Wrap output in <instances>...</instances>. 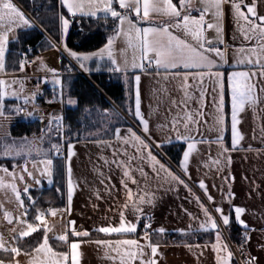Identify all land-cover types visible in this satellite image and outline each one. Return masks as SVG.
Wrapping results in <instances>:
<instances>
[{"label":"snow or ice","instance_id":"1","mask_svg":"<svg viewBox=\"0 0 264 264\" xmlns=\"http://www.w3.org/2000/svg\"><path fill=\"white\" fill-rule=\"evenodd\" d=\"M262 0H58L56 20L57 36L48 40V47L62 51L69 58V64L63 71L48 69L43 60L37 57L29 61L27 51L20 53V58L11 65L7 59L9 45L21 43L20 32L40 29L48 32L46 22L39 17L28 14L14 0H0V120H9L13 115L21 118H36L41 112L37 100L43 97L42 85H52V99L48 104L60 103L69 107H78L80 101L71 95L65 84L64 73H71L72 61L81 71L91 74L102 70L118 74L130 84L128 95L133 104L126 111L136 122V127H115L111 123L90 132L84 137L95 144L102 152L110 149L112 159L101 155L105 165H115L122 169L120 186L124 191V201L120 205L118 217L108 223L94 226L91 230L78 226L75 220L69 219L64 224V231L50 237L53 227L47 222L48 215L72 214L73 201L77 183L73 178L72 158L77 155L76 144L80 134L72 131L71 125L64 124L62 113H49L48 122L41 129L40 135L13 137L7 131L0 138V160H11V169L0 164V188L10 189L14 194L16 209L9 210L0 204V215L10 225L11 237L5 239L0 233V264H21L19 257L27 258L26 264H81L83 243L95 244L105 249V258L111 264H159L161 242L154 241L153 235L163 236L164 227L152 228V216L145 212V207H155L156 197L148 187L149 171L163 184L166 190H178L183 186L194 197L199 207L200 216L188 212L190 219L199 222L194 230L179 229L185 237L202 231L214 235L213 241L204 244L185 243L184 246L200 249L210 248L215 256V264H236L235 252L224 235V229L233 223L242 229V242L238 247L243 257V264H261L258 257L245 252V245L251 239L250 232L256 231L243 219L246 208L234 204L236 195L232 189L235 177L230 168L233 151L260 152L249 146L243 148V133L239 130L240 114L246 106L253 110L264 104V14L258 11ZM233 21L232 40H240L239 45L232 46V69L224 70L222 65L229 63V45L226 43L225 22ZM103 21L102 26L108 29L109 35L103 46L81 52L68 46L70 30L85 21ZM215 33L209 38L208 32ZM221 45L224 47L221 48ZM30 63H37L44 75L36 78L34 91L24 95L25 84L32 77L26 69ZM160 81L180 82L183 92L182 115L178 114L170 121L169 135L166 139L156 141L154 130L149 119L142 111L141 80L142 77ZM192 81V83H189ZM211 88L214 108V124L210 131L216 132L214 140L203 135L197 138L199 125L203 121L206 97ZM192 89L199 92L194 97ZM167 91V89H164ZM226 96L230 98V132L231 147L225 144L224 133L228 130L225 111ZM195 99L198 107L195 111L189 103ZM176 105V101H172ZM31 106L32 111H29ZM90 111V110H86ZM102 115L118 119L111 110H103ZM207 123L206 121H203ZM161 129L165 125H158ZM111 130V136L105 138ZM264 131V129H262ZM75 137V142L74 138ZM173 141L184 146L174 168L163 149L165 144ZM215 143L220 148L229 168V175L224 177L227 187L218 189L224 193L223 202L217 204L209 193L208 185L199 181L198 188L203 199L196 195L189 181L190 160L197 150V144ZM45 145H47L45 147ZM128 148L134 149L135 154ZM126 157L127 159H121ZM63 161L65 184L57 188L62 198H66L63 208L40 206L38 197L32 195L30 179L37 186L46 180L48 185L54 183L57 173L56 161ZM20 163H17V162ZM137 161V166H131ZM211 164L217 171H222L221 160L213 158ZM30 166V167H29ZM20 168L18 174L16 169ZM149 171H146L145 168ZM135 173L141 179H137ZM103 175V173H100ZM24 184L21 189L19 184ZM135 186V191L133 187ZM114 187V186H113ZM258 188V186H257ZM97 192V199H100ZM46 203L51 204V201ZM227 205L228 211H225ZM96 207V206H94ZM132 217V218H130ZM107 219V218H106ZM261 231H264L262 229ZM102 238L93 239V235ZM50 240L55 243H50Z\"/></svg>","mask_w":264,"mask_h":264},{"label":"crops","instance_id":"2","mask_svg":"<svg viewBox=\"0 0 264 264\" xmlns=\"http://www.w3.org/2000/svg\"><path fill=\"white\" fill-rule=\"evenodd\" d=\"M248 2L250 3L251 0H248ZM258 11L264 14V0L260 3ZM232 33L233 21L228 18L225 22L224 39L229 45V63L227 65H222V68L227 71L233 70L231 67L233 62L232 46L239 45L240 43L239 39L236 41L232 40ZM208 36L209 38H214L215 33L209 31ZM223 47L224 46L221 45V48ZM73 62L75 63V61ZM31 68H28V70ZM87 75L90 74L87 73ZM189 83H192V81H189ZM130 87L131 85L126 83L127 90ZM206 87L209 89V95L206 97L207 106L203 109L205 112L203 121L207 123L201 122L199 125V133H196V135L197 138L203 135L205 139L214 140L216 132L210 131L209 129L214 124L213 117L215 113L210 94L211 88L207 84ZM164 89H167V91ZM45 91L50 92L49 98L52 99V87L45 85ZM191 91L194 97H199V92L197 90L192 89ZM260 95L264 96V93H260ZM141 96L142 111L145 117L151 122L154 130V139L159 142L166 139L169 135H174V133L169 131L170 121L174 116L183 114L182 105H180L183 99V92L180 90V82H165L161 80L160 83H157L154 78L142 77ZM47 98L45 101H47ZM225 99V111L228 113L226 116L228 130L224 133V137L225 144L230 148V98L226 96ZM131 100L132 105L134 103L132 97ZM172 101H176L177 104L173 105ZM53 106L54 108L48 111L58 114L62 113L64 116L65 105L53 104ZM197 107L198 105L195 99L189 103V108L193 111H195ZM40 109L43 111L42 108ZM35 115L43 116L44 114H39L37 112ZM46 116H48V114H46ZM125 119L129 123L128 126L136 127V122L130 115L126 116ZM240 119L241 124L239 125V130L244 135V140L241 142L243 148L247 149L251 146L253 149H260L261 151H233L230 153L232 158L230 172L231 175L235 177L232 183V189L236 195L234 204L246 208L247 211L243 219L251 228L256 229V231L250 232L251 239L245 246V252H251L253 256L259 258L261 264H264V231H261L264 229V131H262V129H264V104H261L255 110L246 106L245 111L240 114ZM23 120L21 119V121ZM161 124L165 125L163 129L158 127V125ZM111 130L108 134H111ZM110 136L107 135L105 138H109ZM173 144H181V142L173 141L172 144H165L164 147ZM128 151L135 154L132 148H128ZM157 151L162 152V149ZM76 152L77 155L72 158L73 178L77 183L72 214L70 217L68 215H62L61 213H58L56 216H47L48 224L52 227L54 226L53 228L57 229L58 234L64 231V224L69 219L75 220L78 226H82L84 229L88 230H91L94 226L108 223L113 218L118 217L120 205L124 201V191L120 186L122 169L117 168L115 165H105L104 162L99 159V157L103 155L111 160V150L105 149L102 152L95 144L82 140L76 144ZM219 153L220 148L215 143L197 144V150L190 160L191 180L189 181L193 192L196 195H200L203 199V193L198 188L199 181L203 180L208 185L209 193L214 197L217 204L222 203L224 197V193L218 191V189L227 187V182L224 180V177L229 175V168L225 158L224 156H220ZM120 158L127 159L126 157ZM166 158L168 157L166 156ZM213 158H219L221 160L222 171H217L216 165L211 164ZM170 162L172 163L171 160ZM17 163L20 162L18 161ZM172 165L174 168L176 167L174 163H172ZM131 166L135 168L137 166V161H132ZM145 170L149 171L147 167ZM100 173H103V175H100ZM135 175L137 179H141L138 173H135ZM149 177L147 184L149 189L155 194L156 204L155 207L146 206L145 212L150 214L153 218V229L164 227L167 230L163 236L153 235L154 241L159 240L161 242L159 251L162 253V257L158 258L159 264H215V256L210 248H205L201 255L200 249H189L185 247L184 244L187 242H172V236L179 235L185 237L178 231L179 229L191 231L198 228L199 222L190 219V217L185 214V209L194 215L200 216L201 220L203 219L194 197L189 194L183 186H180L178 190H166L168 185L163 184L153 177L150 171ZM144 183L145 182L141 179V185H144ZM53 185L54 183L52 186ZM129 186L133 187L135 191V186L131 184ZM45 187L51 188L48 186ZM39 189L41 188H33L32 191ZM97 192L101 197L100 199H97ZM224 206L227 212L228 207L226 204ZM230 229L231 227L223 230L224 235L228 238ZM202 235H209V233L199 231L191 236L200 238ZM50 243H52V240H50ZM228 243L230 244V239H228ZM80 251L82 252L81 264H111V262L105 258V249L95 244L83 243ZM19 259L25 260V257L21 255Z\"/></svg>","mask_w":264,"mask_h":264},{"label":"trees","instance_id":"3","mask_svg":"<svg viewBox=\"0 0 264 264\" xmlns=\"http://www.w3.org/2000/svg\"><path fill=\"white\" fill-rule=\"evenodd\" d=\"M14 2L18 3L31 16L44 20L50 35L40 29L20 32L21 43H11L9 45L7 59L10 65L13 61L18 60L20 53L27 51L29 46L35 47V55L53 49L48 47L47 42L57 36L58 28L56 20L58 0H14ZM102 24L103 21L99 23L91 20L85 21L82 25L83 31L80 30L81 25H75L70 30L67 41L68 46L81 52L92 51L103 46L109 32ZM63 63L65 67L66 58H63ZM64 80L66 86L70 89L71 95L80 101L79 106L75 108L65 105L64 123L65 125H71L74 133L78 132L80 134V141L85 140L84 137L90 132L95 133L97 129L103 130L107 126V122L111 123L112 130L115 127L129 125L125 117L129 115L126 109L131 105L132 100L128 95L124 77L102 70L100 72L93 71L89 77L66 75ZM103 110H111L117 114L118 119L102 115ZM42 128L44 127L38 120H23L12 126L11 134L13 137H31L34 134L37 136L40 135ZM73 139L75 142V137ZM183 147L182 144H173L164 147L162 152L176 165ZM12 163L10 160H0V164L8 166L10 169ZM56 165L58 170L54 176V185L51 188L43 187L32 191V195L39 198L40 206L43 208H61L65 205V198H62L60 193L56 191L57 188L63 190L65 184L63 161H56ZM47 201H51V204L46 203ZM228 235L231 242H236L242 236V230L236 224H233ZM98 238L102 237L93 235V239ZM213 239L214 235L210 234L202 235L200 238L196 236H172L173 243H204ZM52 243L55 242L52 241ZM234 260L238 264L236 259Z\"/></svg>","mask_w":264,"mask_h":264},{"label":"rangeland","instance_id":"4","mask_svg":"<svg viewBox=\"0 0 264 264\" xmlns=\"http://www.w3.org/2000/svg\"><path fill=\"white\" fill-rule=\"evenodd\" d=\"M64 56H65V58H68L66 56V54L63 55V52L57 50L56 48H53V49H49V50H47V51H45L43 53L36 54L34 56V61L36 60L37 57H40L43 60L45 66L48 69H56L57 71H63V69H64V63H63ZM26 73H27L28 76L32 77V79L28 80L26 82V84H25L24 95H29L35 90L34 87H33L34 78L43 76L44 72L39 68V65L37 63H35L34 67H32L30 70H28V67H27ZM84 73L87 75L86 72H84ZM65 76L66 75L64 73V77ZM87 77H89V75H87ZM47 86L52 87L51 84H48ZM44 87H45V85H43V88ZM45 93H46L47 97L49 98V93L50 92L49 91H45ZM50 96H51V94H50ZM48 98H47V100L50 99V98L49 99ZM36 103L39 105L40 108L43 109V111L38 112L39 114H44L42 121L40 119H36V118H21V117L15 116V115H13L9 120H0V138H3L7 131L11 132V127L14 124H16L18 121H21V119L22 120L23 119L24 120H28L29 119L31 121L38 120V121L41 122V125L43 127H45V125L48 122V116H46V114L49 115V113H52L51 111H48V110H51V108H54L53 104L60 105V103H58V102L57 103L48 104V103H46V101L41 102L39 100H37ZM28 110L32 111L31 106H29ZM35 116L39 117L38 115H35ZM29 138H31V137H29ZM16 171L19 174L21 169L18 167L16 169ZM26 182L31 186V189H33V188H42V187H45V186H48V187L52 186V185H48L46 180H42V185L41 186H37L30 179H27V178H26ZM18 187L22 189L24 187V184L21 183V184L18 185ZM0 204H3L9 210L16 209L17 206H16V203H15L14 194L11 192L10 189L0 188ZM46 219H47V217H46ZM47 222H48V219H47ZM10 227L11 226L8 225L7 222L3 220L2 215H0V233H2L4 235L5 239H10V237H11ZM55 234H58V232H57V229L53 228V232L49 233V235H50V237H52ZM26 260H27L26 257H25V260H20L21 264H26Z\"/></svg>","mask_w":264,"mask_h":264},{"label":"built area","instance_id":"5","mask_svg":"<svg viewBox=\"0 0 264 264\" xmlns=\"http://www.w3.org/2000/svg\"><path fill=\"white\" fill-rule=\"evenodd\" d=\"M63 55H65V54L63 53ZM34 56H35V47L31 46V51L28 53L29 61H34ZM66 60H67V63H66V66H67L69 64V59L66 58ZM34 65H35V63H30L28 68L34 67ZM65 75H78V76L87 77V75L83 71H81V69L73 61H72V71H71V73H65ZM36 78L37 77L34 78L33 87L35 86V84L37 82ZM42 91H43L44 95H43V97L38 99L41 102L45 101V99L47 98V95L45 93V87L43 88V85H42ZM242 239H243V236H241L239 238V240L236 241V242H231L230 241V246L232 247L233 251L235 252V257L234 258L236 259L238 264H243V257L240 255L239 251L237 250L239 245L242 242Z\"/></svg>","mask_w":264,"mask_h":264}]
</instances>
